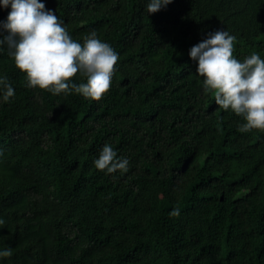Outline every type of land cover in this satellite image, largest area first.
I'll list each match as a JSON object with an SVG mask.
<instances>
[{"label":"trees","instance_id":"trees-1","mask_svg":"<svg viewBox=\"0 0 264 264\" xmlns=\"http://www.w3.org/2000/svg\"><path fill=\"white\" fill-rule=\"evenodd\" d=\"M42 2L118 61L89 100L25 87L0 50L15 90L0 103V264H264V131L239 132L188 55L224 29L238 60L264 58V0H173L153 14L147 0ZM105 143L127 172L94 167Z\"/></svg>","mask_w":264,"mask_h":264},{"label":"clouds","instance_id":"clouds-1","mask_svg":"<svg viewBox=\"0 0 264 264\" xmlns=\"http://www.w3.org/2000/svg\"><path fill=\"white\" fill-rule=\"evenodd\" d=\"M172 2L147 0L145 10L153 14ZM0 7L10 8L6 20L0 21V50L7 47L15 66L25 74V87L57 96L74 93L89 100H99L109 90L118 54L94 31L83 44L73 40L63 21L52 9H46L42 0H0ZM234 42L235 37L224 29L210 31L188 55L197 62L196 73L202 78L204 93L212 94L219 108L242 117L238 131H264V58L252 53L238 60L233 55ZM77 73L85 82L72 80ZM14 95L8 78L0 75V103L10 102ZM93 165L105 175L123 174L128 171L129 160L118 157L105 143ZM180 214L178 208L169 212L170 217ZM10 255V249H0V259Z\"/></svg>","mask_w":264,"mask_h":264}]
</instances>
